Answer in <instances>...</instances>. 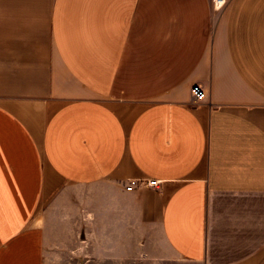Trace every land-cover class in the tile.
<instances>
[{
    "label": "crops",
    "instance_id": "obj_1",
    "mask_svg": "<svg viewBox=\"0 0 264 264\" xmlns=\"http://www.w3.org/2000/svg\"><path fill=\"white\" fill-rule=\"evenodd\" d=\"M213 1L0 0V264H264V0Z\"/></svg>",
    "mask_w": 264,
    "mask_h": 264
},
{
    "label": "built area",
    "instance_id": "obj_2",
    "mask_svg": "<svg viewBox=\"0 0 264 264\" xmlns=\"http://www.w3.org/2000/svg\"><path fill=\"white\" fill-rule=\"evenodd\" d=\"M224 2H225L224 0H214L213 5L215 8L217 7L220 8L224 4ZM191 97H192L193 103H200L204 98V93L199 86L195 85L191 88ZM129 184L130 186L127 187V190L131 191L133 189L132 188L133 182L129 181ZM158 184H159V181L157 180H149V181H145L141 183V185H144L146 187H157Z\"/></svg>",
    "mask_w": 264,
    "mask_h": 264
},
{
    "label": "bare ground",
    "instance_id": "obj_3",
    "mask_svg": "<svg viewBox=\"0 0 264 264\" xmlns=\"http://www.w3.org/2000/svg\"><path fill=\"white\" fill-rule=\"evenodd\" d=\"M216 9H220L219 7H217Z\"/></svg>",
    "mask_w": 264,
    "mask_h": 264
}]
</instances>
